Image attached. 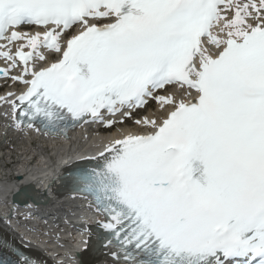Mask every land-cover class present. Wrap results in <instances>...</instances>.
Listing matches in <instances>:
<instances>
[{
	"label": "snow or ice",
	"instance_id": "obj_1",
	"mask_svg": "<svg viewBox=\"0 0 264 264\" xmlns=\"http://www.w3.org/2000/svg\"><path fill=\"white\" fill-rule=\"evenodd\" d=\"M0 42L21 130L164 117L68 170L100 217L85 255L264 264V0H0ZM0 264L40 261L0 238Z\"/></svg>",
	"mask_w": 264,
	"mask_h": 264
},
{
	"label": "bare ground",
	"instance_id": "obj_2",
	"mask_svg": "<svg viewBox=\"0 0 264 264\" xmlns=\"http://www.w3.org/2000/svg\"><path fill=\"white\" fill-rule=\"evenodd\" d=\"M151 118H153V116H151ZM3 122L5 123V125L2 128L1 133H3L6 127H8V124L6 123V119L4 117H3ZM36 144L37 146L34 148V151L37 153H42L46 142L37 141ZM2 146H4V142L0 140V148ZM18 146H20V144H18ZM54 146L56 147L54 149V154H53L54 162L51 166V171L53 172L51 173V177H50L52 187H55L58 185V181H59L58 171H59V168L62 166V164H60L59 161L56 162L55 158L56 156L65 155L69 152V149L68 150L62 149L60 144L58 143H55ZM72 148L73 149L71 151L75 149L74 146ZM73 156H74V153H72L69 157H73ZM0 166H2L1 162H0ZM35 174H37V171L35 172ZM14 186H15L14 184L0 185V196L2 195L1 199H3L4 202L6 201L7 196L13 193L12 187ZM29 189L31 190L30 187ZM80 208L81 206L78 203H74L68 199L66 200L65 198H62L61 200L59 198L56 201H49L45 199L43 208L41 210L29 212V209H25L22 212H20L22 214L21 224L26 229L34 230L36 228H40L42 224L47 223L49 224V228L52 231V235L56 237L58 231H60L61 229H65L68 226L75 224V222L78 221V218L74 217V215L79 214ZM15 213H18V212H15ZM32 219L36 221L35 226L31 225ZM54 228H57V229H54ZM61 238H62V241H61L62 247L58 246L57 248L59 251H66L68 247H66L65 238L63 237ZM55 242L57 243L56 245H58V241H55ZM68 264H73V261H69Z\"/></svg>",
	"mask_w": 264,
	"mask_h": 264
}]
</instances>
